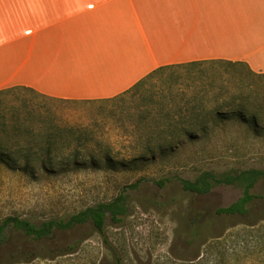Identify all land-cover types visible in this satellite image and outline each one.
Returning a JSON list of instances; mask_svg holds the SVG:
<instances>
[{"label": "rangeland", "instance_id": "374dc122", "mask_svg": "<svg viewBox=\"0 0 264 264\" xmlns=\"http://www.w3.org/2000/svg\"><path fill=\"white\" fill-rule=\"evenodd\" d=\"M263 84L244 66L216 61L166 70L141 92L109 100L57 101L26 90L0 95V121L12 126L11 116L19 114L32 129L29 142L35 135L39 145L51 133L54 149L86 155L83 165L51 176L29 178L0 168V221L17 217L38 226L67 220L120 194L126 211L119 222L107 216L102 235L91 223L41 240L9 231L0 243V264H264V179L252 188L244 215L217 213L238 200L239 189L219 186L195 195L179 183L203 171L264 169V133L255 139L229 125L216 134L218 141L136 160L153 149L151 130L138 128L155 106L193 107L192 113L204 115L230 95L264 97ZM24 144L35 143L20 141V148Z\"/></svg>", "mask_w": 264, "mask_h": 264}, {"label": "crops", "instance_id": "0c3cea01", "mask_svg": "<svg viewBox=\"0 0 264 264\" xmlns=\"http://www.w3.org/2000/svg\"><path fill=\"white\" fill-rule=\"evenodd\" d=\"M264 74V0H0V91L116 98L160 67Z\"/></svg>", "mask_w": 264, "mask_h": 264}, {"label": "trees", "instance_id": "16d2710c", "mask_svg": "<svg viewBox=\"0 0 264 264\" xmlns=\"http://www.w3.org/2000/svg\"><path fill=\"white\" fill-rule=\"evenodd\" d=\"M201 63L207 62L160 67L140 80L124 94L141 92L153 76L166 70ZM227 64L244 66L248 70L249 75L256 80L264 82V74L254 73L244 64L228 62ZM222 88V92H227L226 87ZM14 90L31 91L25 88H14L0 91V95ZM253 91L255 94V90ZM220 98H223V95ZM220 98L218 97V99ZM154 109L156 112L153 114L142 115L140 117V128H138L140 131L141 128L151 130V140L154 142L153 149L146 148L141 157H138L136 160L163 159L181 147L215 141L217 138L216 134L225 131L229 125H234L237 128L245 130L247 133H251L250 135L255 139L264 133L263 93L258 94L255 98L230 95L228 98L222 99L210 113L204 115L192 113L194 111L193 107L173 108L160 105L155 106ZM11 118H14L12 126L6 125L2 120L0 121V168L34 178L38 175L44 177L55 173H64L68 170L69 165L73 167L83 165L86 155L84 156V153L81 154V151L77 148H73L69 152H63L58 148L54 149L52 144L54 143L55 135L51 133H47L43 143L40 142L39 145L36 142L38 140L33 135L30 142L35 144H24V147L20 148V141L30 143L27 138H30L32 129L26 127V124L22 122L24 119L21 120L19 114L13 115ZM90 162L94 165L93 158H91ZM262 179H264V169L248 168L220 173L203 171L193 181L179 180V183L185 193L195 195L208 194L212 189L219 186H230L239 189L241 190V196L238 200L227 208L219 209L217 213L244 215L246 206L254 199L251 190ZM125 214V200L120 194L112 202L87 208L70 216L67 220H49L38 226L17 217H6L0 221V243L5 242L7 233L12 230L20 232L25 237L41 240L48 239L56 230H68L76 225L86 223H91L95 232L102 235L107 216L113 222H119V217H123ZM73 248L72 246L67 250L69 251Z\"/></svg>", "mask_w": 264, "mask_h": 264}]
</instances>
